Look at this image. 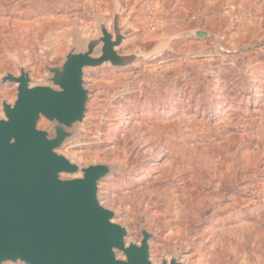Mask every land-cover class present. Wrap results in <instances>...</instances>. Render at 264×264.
Masks as SVG:
<instances>
[{
    "label": "rangeland",
    "instance_id": "rangeland-1",
    "mask_svg": "<svg viewBox=\"0 0 264 264\" xmlns=\"http://www.w3.org/2000/svg\"><path fill=\"white\" fill-rule=\"evenodd\" d=\"M116 6L125 50L150 56L85 70L84 119L58 152L111 168L99 202L127 243L151 234L153 264H264V0H0V104L16 96L1 78L43 85Z\"/></svg>",
    "mask_w": 264,
    "mask_h": 264
},
{
    "label": "water",
    "instance_id": "water-1",
    "mask_svg": "<svg viewBox=\"0 0 264 264\" xmlns=\"http://www.w3.org/2000/svg\"><path fill=\"white\" fill-rule=\"evenodd\" d=\"M121 15L116 6L111 27L97 19V35H73L62 60L45 63L43 85H31L25 68L1 78L16 86V96L0 104V264H153L151 234L143 229L139 244L127 243L126 228L99 202V183L111 168L80 167L58 152L84 119L85 70L124 68L150 56L125 50ZM41 119L47 129L38 127Z\"/></svg>",
    "mask_w": 264,
    "mask_h": 264
}]
</instances>
